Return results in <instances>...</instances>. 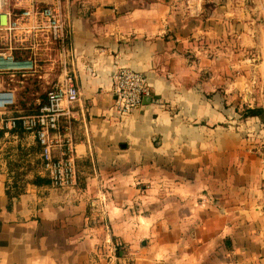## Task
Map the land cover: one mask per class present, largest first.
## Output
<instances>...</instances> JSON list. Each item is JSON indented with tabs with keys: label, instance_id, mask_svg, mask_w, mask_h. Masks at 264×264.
I'll return each instance as SVG.
<instances>
[{
	"label": "crops",
	"instance_id": "obj_1",
	"mask_svg": "<svg viewBox=\"0 0 264 264\" xmlns=\"http://www.w3.org/2000/svg\"><path fill=\"white\" fill-rule=\"evenodd\" d=\"M62 4L79 182L24 184L0 152V264H107L108 233L127 244L118 264H264V116L238 125L264 109V0ZM120 65L152 95L123 118ZM100 190L105 216L90 205Z\"/></svg>",
	"mask_w": 264,
	"mask_h": 264
},
{
	"label": "built area",
	"instance_id": "obj_2",
	"mask_svg": "<svg viewBox=\"0 0 264 264\" xmlns=\"http://www.w3.org/2000/svg\"><path fill=\"white\" fill-rule=\"evenodd\" d=\"M42 36L56 42L62 64V74L47 90L46 100H40L35 111L4 116L15 102L11 87L0 88V127L6 134L22 125L41 145L42 171L53 187H75L79 182L75 139L70 118L73 105L79 101L81 91L69 70L66 35V15L62 0H0V74L14 73L34 67L35 56L18 58L13 50L25 40V47L39 45ZM32 39L31 43L26 41ZM114 109L123 118L144 103L151 95L147 75L127 65H120L112 74ZM66 122L63 124L62 120ZM263 158H264V151ZM264 190V171L261 182ZM90 205L98 216L108 212V197L104 190L90 198ZM264 210V204H263ZM127 244L108 233L105 238L106 263L118 264Z\"/></svg>",
	"mask_w": 264,
	"mask_h": 264
},
{
	"label": "rangeland",
	"instance_id": "obj_3",
	"mask_svg": "<svg viewBox=\"0 0 264 264\" xmlns=\"http://www.w3.org/2000/svg\"><path fill=\"white\" fill-rule=\"evenodd\" d=\"M18 45L19 47L13 50L14 55L18 58L35 56L36 65L25 69V72L18 71L13 75L0 74V88L11 87L15 98V102L7 109L4 116H16L34 111L38 102L46 96L47 90L58 80L62 68L56 42L42 36L39 45L34 48L25 47V40ZM244 111L239 116L242 121L238 125L250 129L256 128V122H248L247 116L243 114ZM260 143L264 151V142ZM39 147L37 139L21 128L0 137V152L9 159V166L14 170L13 179L25 184L32 178L29 177L30 174L41 167Z\"/></svg>",
	"mask_w": 264,
	"mask_h": 264
},
{
	"label": "trees",
	"instance_id": "obj_4",
	"mask_svg": "<svg viewBox=\"0 0 264 264\" xmlns=\"http://www.w3.org/2000/svg\"><path fill=\"white\" fill-rule=\"evenodd\" d=\"M45 100H46V96L42 99V101H45ZM37 107H38V105L36 106L35 110L37 109ZM243 114H244V116L259 115V116L263 117L264 116V109L262 107H260V106L248 107V108H246V110L244 111ZM18 128H21L22 130H24L22 125L19 123V125L17 127L12 128L10 131H15ZM6 131H7L6 128H0V137L4 136ZM39 149L41 151L40 147H39ZM41 160H42V158H41ZM42 162H43V160H42ZM31 181L35 182V183H38V184H40V183H50V178L47 175L35 174L34 177L31 178ZM7 191L9 193V197L12 198L13 196L19 195L21 192H23L24 191V187L22 186L21 188H19L18 186H15L14 189L9 188V189H7Z\"/></svg>",
	"mask_w": 264,
	"mask_h": 264
},
{
	"label": "water",
	"instance_id": "obj_5",
	"mask_svg": "<svg viewBox=\"0 0 264 264\" xmlns=\"http://www.w3.org/2000/svg\"><path fill=\"white\" fill-rule=\"evenodd\" d=\"M151 100H152V95H147V96L144 97V102L145 103H149V102H151ZM121 254H124V251H122Z\"/></svg>",
	"mask_w": 264,
	"mask_h": 264
}]
</instances>
